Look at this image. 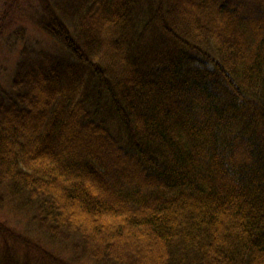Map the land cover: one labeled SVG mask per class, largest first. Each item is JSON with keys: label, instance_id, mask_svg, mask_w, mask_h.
Masks as SVG:
<instances>
[{"label": "trees", "instance_id": "16d2710c", "mask_svg": "<svg viewBox=\"0 0 264 264\" xmlns=\"http://www.w3.org/2000/svg\"><path fill=\"white\" fill-rule=\"evenodd\" d=\"M22 4L0 203L28 223L0 264H264V0H34L49 46Z\"/></svg>", "mask_w": 264, "mask_h": 264}, {"label": "rangeland", "instance_id": "374dc122", "mask_svg": "<svg viewBox=\"0 0 264 264\" xmlns=\"http://www.w3.org/2000/svg\"><path fill=\"white\" fill-rule=\"evenodd\" d=\"M34 0H23V4L21 6V13L22 16L20 17V21L25 23V28L27 29L26 31V36L25 40L28 42L36 43L41 41L42 43L44 42L45 45L49 46L53 45L52 42L42 38L37 31L33 30V21H31V4L33 3ZM200 4L199 2H196V5ZM194 18L197 19V16L195 15ZM12 43V40H11ZM47 48V47H46ZM11 48L6 47V41L4 42V45L1 44L0 46V85L3 82H8L9 80L13 79L15 76V67L17 64V57L15 52L12 50L11 53ZM2 78V79H1ZM7 198V197H6ZM5 203H0V221H3L5 224H7L9 227L15 229L16 231H23L27 227L28 221H26L23 217V213H18L16 211V204L13 202H10V200L4 201ZM23 234V233H22ZM12 246V245H10ZM0 247H1V239H0ZM13 247V246H12ZM2 248V247H1ZM0 248V258H1V251ZM13 248H16L15 246ZM18 250H14L13 252H20L22 253L21 249L18 248ZM39 249V248H38ZM21 257V255H20ZM74 264V263H70ZM79 264H93L90 263L89 261H84L83 263ZM95 264V263H94Z\"/></svg>", "mask_w": 264, "mask_h": 264}]
</instances>
